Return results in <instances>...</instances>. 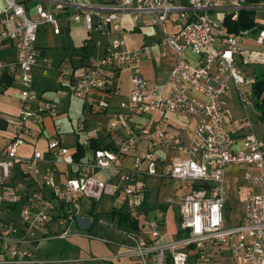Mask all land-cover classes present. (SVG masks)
Here are the masks:
<instances>
[{
	"label": "built area",
	"instance_id": "1",
	"mask_svg": "<svg viewBox=\"0 0 264 264\" xmlns=\"http://www.w3.org/2000/svg\"><path fill=\"white\" fill-rule=\"evenodd\" d=\"M28 1L5 0L0 27V47L16 43L20 57L14 63L0 61V75L19 71L18 82L22 88L20 132L0 152V264L64 263L62 259L40 258L21 247L25 234L48 223L56 205H62L67 211L56 218V223L63 228L60 237L65 238L69 224L81 211L78 198L95 203L107 195L118 212L137 215L144 199L133 188L138 175L192 183L193 189L178 201L177 233L180 236L168 242L158 241L164 235V219L145 221L148 240L135 231L120 229L122 252L119 258L134 257L137 264H210L215 250H225L231 258L230 264H264V144L248 115L247 110L253 108V103L251 93L245 91L252 86L254 78H245L236 66L239 36L220 34L224 29L223 20L208 15L209 11L229 6L231 18L236 19L238 12L246 8V0H112L107 13H74L71 18L75 23L83 20L90 34L108 41L102 57H88L89 68L84 76L70 84L69 90L74 97L84 98L107 87L108 72L128 70L131 74L129 95L119 105L120 120L110 123L111 127L120 123L126 136L117 140L114 149L92 151V159L86 163L90 173L83 172L63 182H56L54 170L41 171L38 166L41 153L35 151L30 159L23 160L22 175L38 178L43 190L21 197L5 186L10 170L19 160L17 151L24 143L21 136L28 133L27 123H42L43 113L50 117L57 115L56 107L47 102L41 109L34 106L39 100L33 88V68L39 55L37 33L42 25H48L58 34L57 14L63 9V4L56 0H35V17L29 18ZM142 13L150 14L145 26H160L163 34L160 45L176 54L167 81L161 86L150 85L141 75V63L151 58L152 47L128 49L121 36L122 18L130 14L132 20L137 21ZM173 20L177 30L169 34L166 23ZM217 36L219 42L215 44ZM257 41L264 43V32H259ZM186 50L196 57V64L182 57ZM68 72L67 64L62 62L59 73L67 75ZM230 92L235 94L242 112L238 119L240 143L226 128ZM143 114H156L158 119L149 120L138 132L133 131L131 118ZM170 116L195 120L193 138L188 144L183 143L180 135L168 137L165 127ZM55 130L56 135L48 141L47 150L52 155L66 156L68 150L62 145L58 125ZM178 132L187 133V125H179ZM138 139L143 140L146 147L132 156L133 168L125 169L123 160L136 150ZM88 145V141L83 142L84 147ZM160 145L176 155L165 161L156 153ZM231 165L242 167V178L249 193L240 223L226 229L222 210L227 193L226 170ZM98 172H116L118 177L116 182H106L97 177ZM44 190L48 191V197ZM6 206H19L23 231L3 219Z\"/></svg>",
	"mask_w": 264,
	"mask_h": 264
},
{
	"label": "crops",
	"instance_id": "2",
	"mask_svg": "<svg viewBox=\"0 0 264 264\" xmlns=\"http://www.w3.org/2000/svg\"><path fill=\"white\" fill-rule=\"evenodd\" d=\"M34 1L35 0H29L26 3L29 8L27 13L29 18L35 17L33 10ZM56 1L63 4V9L57 14L59 33L55 34L53 29L48 25H42L38 30L36 46L39 55L36 65L33 68V88L39 94V100L34 104L35 108L41 109L42 104L47 102L56 107L57 115L55 117H50L46 113H43L44 117L42 123L40 125L30 122L27 123L28 133L21 136L24 143L17 151L19 160L15 162L13 168L10 170L9 178L5 181V186L14 189L21 197L37 190H43L38 178L24 177L22 175L23 160L30 159L35 151L41 153V160L38 162L41 171L52 169L55 172L56 182H63L68 178L77 177L83 172L90 173L91 171L86 167V163L92 159L93 150L90 148L84 147L85 153L78 163L72 160L71 155L75 152L77 142L83 145V142L90 141L93 145L102 147L111 145L114 147L117 140L126 136L124 128L120 123L115 127H111L110 123L120 120L121 110L119 105L122 101L126 100L129 95L131 89V74L128 70L115 73L108 72L109 82L107 90L93 91L84 98L74 97L69 90L70 84L84 76L89 68L90 63L88 57L91 56L94 59L102 57L104 46L108 41L105 37L97 34H90L83 20L75 23L71 17L74 13H81L84 11L107 13L112 6V0ZM79 4H84L85 7H81ZM4 7L5 0H0V27L4 18ZM256 9H260V11L257 12V16L254 17V11ZM242 10L244 12H249V19L264 26V16L262 15L264 3L246 6V8ZM215 13H217V16H214ZM208 15L223 21L224 18L227 17H230L232 21H236V19L231 18L229 6H224L222 9L216 11H209ZM149 17L150 14L142 13L139 15L137 21H133L132 16L126 14L122 18L121 36L125 39L128 49H136L143 45H150L152 47L151 58L141 63V75L150 85L161 86L167 81L169 70L176 60V54L170 48L160 45V41L163 37L160 26L150 27L144 25V22ZM166 28L169 34H174L177 30L174 20L168 21L166 23ZM220 34L232 35L227 32L225 26ZM218 39L219 36L215 38V44H218ZM238 55L239 50L237 49L235 55L237 68ZM182 57L190 64H196V57L189 50L184 51ZM19 58L16 43H6L0 47V61L14 63L17 62ZM62 62L67 64L69 70L67 75H61L59 73V66ZM238 69L245 78H254L258 71L253 70L246 73L241 70L240 67ZM18 75L19 71L15 74L3 72L0 75V152L3 150L5 144L18 136L20 132V98L22 95V88L18 82ZM250 89L251 87H247L245 91L250 92ZM227 100L229 103L230 115L226 121V128L237 138L238 143H240L242 136L238 119L242 112L235 94L232 92L228 93ZM253 111V115H256V119L258 120V114L254 109ZM157 119L158 116L156 114H143L141 116L132 117L130 125L133 131L138 132L148 124L149 120L156 121ZM183 124H186L188 127L187 133L178 132L179 125ZM195 124L196 122L194 119L170 116L165 129L169 138L180 135L183 143L188 144L193 138ZM55 125L59 126V134L62 136V145L68 150V155L66 156L61 157L52 155L47 150L48 141L56 135ZM261 142L264 144V136L261 138ZM145 147V142L138 139L136 150L132 154L126 156L123 163L127 159L132 161V156L142 152ZM156 153L165 159V161H170L176 155L175 152L164 145H160L156 149ZM117 175L116 172H109L107 180L104 181L116 182ZM143 177L147 178L148 176L138 175L136 177V184H138V179ZM226 185L227 192L229 189H233V187L236 188L235 183L229 182L228 180ZM44 193L48 197V191L44 190ZM78 202L81 211L78 217L69 224V234L65 238L60 237L63 228L57 225L56 218L65 213L67 207L56 205L55 211L51 213V220L45 225L27 232L21 247L30 250L36 256L44 259L52 258L60 260V257L66 253L67 257L62 259L65 261L62 264L75 262V259H73V246L70 242H67L68 238L78 236L79 232H85L91 237L97 236L98 234V230L96 229L97 223H93V218L95 216L93 214L94 203L88 202L82 198H78ZM145 202L144 198L137 212L140 218L142 215L146 218L148 210H146L147 203L143 205ZM154 207L155 206H152V208ZM2 217L4 220L18 226L20 231H23L19 219V206L15 208L6 206L2 213ZM97 222L100 221L98 220ZM118 232L119 229L115 222V229H112L109 234L112 238H115L119 236ZM143 232H145V227L138 233L142 234ZM164 236L165 233L160 240H162ZM144 238L147 240L149 239L146 237ZM120 251H122L121 248ZM76 261L86 262L82 264H88L87 262H90V260L84 258L76 259ZM225 261L231 262V258L227 251L215 250L213 252L211 264L225 263ZM121 264L132 263L128 261Z\"/></svg>",
	"mask_w": 264,
	"mask_h": 264
},
{
	"label": "rangeland",
	"instance_id": "3",
	"mask_svg": "<svg viewBox=\"0 0 264 264\" xmlns=\"http://www.w3.org/2000/svg\"><path fill=\"white\" fill-rule=\"evenodd\" d=\"M259 11L260 9L254 11V17L257 16L256 13ZM262 13L264 16V10H262ZM214 16H217V13ZM243 29L242 35H239L240 33L232 34L233 36H239L240 39L237 44V49L239 50L237 59L238 68L240 67L246 73L253 70H258L257 72L259 73L261 70H264V44L260 45L257 43L258 32H247L249 30ZM248 112L251 121H254L255 133L261 140L264 136V123L257 120L256 115H253V108H249ZM122 167L131 170L133 168L132 161L127 159ZM108 174L109 172H98L97 177L102 180H107ZM226 179L229 182L235 183L236 188L233 187V189H229L226 193L222 210L223 227L233 229L240 223L244 212V204L249 193V187L243 181L242 167L229 166L226 170ZM138 180V184H135L133 188H136L138 195H144L146 202L143 205L147 203L146 210H148L146 218L143 215L141 216V223L145 224L146 220L152 219L161 221L164 218L165 236L162 240L158 239V241L168 242L174 240L177 233L178 201L185 194L192 191V183H181L179 181L153 177H143ZM169 200H172V202H169ZM152 206L155 207L152 208ZM112 207V199L107 195L103 196L100 202L94 203L93 214L98 216V220L100 221L96 224L98 234L97 236L91 237L85 232H79L78 236L69 237L67 242H70L73 246V259H75V262H69L67 264L86 263L84 261H76V259L82 258L90 260V262H87L88 264H121L128 261L132 264H137L138 260L134 257L129 259L123 257L118 258L120 252H122L119 247V244L122 242V237L119 235L112 238L109 234L112 229H115V222L108 215L112 211ZM141 235L146 238L150 237L146 229ZM66 255L64 253L60 259H65L67 257ZM218 264H230V262L225 261V263Z\"/></svg>",
	"mask_w": 264,
	"mask_h": 264
},
{
	"label": "trees",
	"instance_id": "4",
	"mask_svg": "<svg viewBox=\"0 0 264 264\" xmlns=\"http://www.w3.org/2000/svg\"><path fill=\"white\" fill-rule=\"evenodd\" d=\"M263 3L264 0H246V6L258 5ZM248 16H249V12H244L243 10H240L238 12L236 21H232L230 17L224 18L223 24L226 27L227 32L229 34L242 33L244 30L243 28L253 32H264V26L255 23L253 20H250ZM242 22H243V26H242ZM105 90H107V87L105 88ZM250 93L253 103V109L258 114V120L260 122H264V70L260 71L259 73L257 72V74L255 75L254 83L251 86ZM88 148H90L91 150L114 149V147H112L111 145L102 147V146L93 145L92 142L90 141ZM84 153H85L84 146L77 142L75 146V152L71 155L73 162L78 163L79 160L83 157ZM194 188L196 189L197 187ZM108 215L111 220L116 222L117 228L119 230L129 229L138 233L144 227V225L141 224V220H140L141 218L139 214L129 215L126 213H120L113 208ZM97 221H98L97 216H94L93 223L96 224ZM176 235H179V233H177Z\"/></svg>",
	"mask_w": 264,
	"mask_h": 264
}]
</instances>
